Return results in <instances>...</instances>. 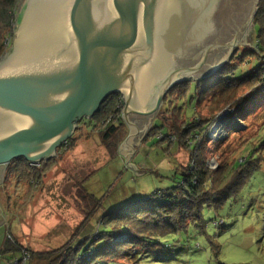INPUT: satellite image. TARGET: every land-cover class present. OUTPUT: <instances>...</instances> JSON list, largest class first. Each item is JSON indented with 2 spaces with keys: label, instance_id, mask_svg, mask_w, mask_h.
<instances>
[{
  "label": "water",
  "instance_id": "95a60500",
  "mask_svg": "<svg viewBox=\"0 0 264 264\" xmlns=\"http://www.w3.org/2000/svg\"><path fill=\"white\" fill-rule=\"evenodd\" d=\"M259 2L23 0L0 59V167L55 159L119 94L129 129L120 152L137 171L129 160L165 97L230 60ZM135 117L150 119L140 128Z\"/></svg>",
  "mask_w": 264,
  "mask_h": 264
},
{
  "label": "trees",
  "instance_id": "16d2710c",
  "mask_svg": "<svg viewBox=\"0 0 264 264\" xmlns=\"http://www.w3.org/2000/svg\"><path fill=\"white\" fill-rule=\"evenodd\" d=\"M22 1L0 0V59L11 48ZM253 29L254 43L236 48L231 59L215 74L178 84L165 97L161 119L153 125L154 136L147 134L144 141L153 136L164 151L168 147L166 152L170 156L175 145L190 155L188 165L177 166L171 177L172 187L159 189L146 199L114 206L109 191L97 196L86 188L90 176L78 190L84 204V219L66 244L51 251L32 252L16 242H7L6 251L16 256L18 262L30 254L32 261L26 264H131L147 257H165L169 240L177 241L184 236L189 239L194 232L219 253L220 247L208 234L205 214L219 213L233 203L260 171L264 157L256 159L253 154L235 157L210 170L206 144L212 140L208 132L226 110H230V118L239 117L246 124L248 115L264 103V0L259 2ZM190 103L194 106L191 117L185 111ZM204 105L207 111L203 116L198 109ZM123 108L121 95H113L92 120L81 123L99 131L111 161L121 157L119 149L129 133L122 118ZM76 142V137H72L69 146L62 148L68 146L67 152L74 150ZM51 161L33 169L24 159L14 160L5 178L9 180L23 171L29 180L32 176L41 179L40 170L49 168ZM25 250L27 253H22ZM6 251L1 254L6 255Z\"/></svg>",
  "mask_w": 264,
  "mask_h": 264
},
{
  "label": "rangeland",
  "instance_id": "374dc122",
  "mask_svg": "<svg viewBox=\"0 0 264 264\" xmlns=\"http://www.w3.org/2000/svg\"><path fill=\"white\" fill-rule=\"evenodd\" d=\"M253 30L251 21L236 48L254 43ZM206 106L198 109L203 116ZM193 108L192 103L186 105L185 111L190 117ZM161 109L151 119V126L139 146L134 147L136 151L129 160L138 172L129 168L120 151L121 157L111 161L99 131L84 124H80L73 135L77 140L75 149L67 152L68 144L60 148L50 167L40 170L41 179L32 176L29 180L22 171L6 180V171L0 169V215L4 219L0 225V264L24 262H18L16 256L6 251L7 242H16L32 252L51 251L66 244L84 219V204L78 190L90 176L86 188L97 196L109 191L114 206L146 199L159 189L172 187L171 177L177 166L188 165L190 155L186 149L178 150L175 145L170 156L167 146L164 151L162 146L156 145L153 125L161 119ZM226 111L208 132L212 140L206 144L209 145L206 157L210 170L218 169L235 157L248 154L256 159L264 157V103L248 115L250 124L248 120L243 123L239 117L230 118V110ZM223 121V128L219 129ZM259 128L262 130L257 133ZM147 134L153 136L144 141ZM261 163L260 171L233 203L219 213L205 214L208 234L220 247L219 253L204 237L191 232L189 239L184 236L177 241L169 240L165 257H147L131 264H264V159ZM41 164H31V167L35 169ZM20 173L22 176H18ZM5 251L6 255L1 254ZM25 259L31 262L32 256L29 254Z\"/></svg>",
  "mask_w": 264,
  "mask_h": 264
},
{
  "label": "flooded vegetation",
  "instance_id": "af4514ba",
  "mask_svg": "<svg viewBox=\"0 0 264 264\" xmlns=\"http://www.w3.org/2000/svg\"><path fill=\"white\" fill-rule=\"evenodd\" d=\"M228 4H229V3H228ZM230 5H231V4H230ZM224 9H227V11H228L229 6H228V7H225ZM237 33H238V32H237ZM154 117H155V116H154ZM149 119H150L149 117H135V118H133V120L139 125L140 128L146 126L147 123H148L147 120H149ZM62 149H63V148H62ZM58 151H59V150H58ZM58 154H59V152H58ZM8 168H9V167H8ZM8 168H7V169H5V168H0V169H3L4 171H7Z\"/></svg>",
  "mask_w": 264,
  "mask_h": 264
},
{
  "label": "built area",
  "instance_id": "2783aa9c",
  "mask_svg": "<svg viewBox=\"0 0 264 264\" xmlns=\"http://www.w3.org/2000/svg\"><path fill=\"white\" fill-rule=\"evenodd\" d=\"M67 144V143H66ZM65 144V145H66ZM25 258H29V256H25L24 258H23V260H24V262H23V264H26L28 261H25L26 259Z\"/></svg>",
  "mask_w": 264,
  "mask_h": 264
},
{
  "label": "bare ground",
  "instance_id": "6f19581e",
  "mask_svg": "<svg viewBox=\"0 0 264 264\" xmlns=\"http://www.w3.org/2000/svg\"><path fill=\"white\" fill-rule=\"evenodd\" d=\"M223 124H224V121L221 123V125L219 126V129H222L223 127Z\"/></svg>",
  "mask_w": 264,
  "mask_h": 264
},
{
  "label": "crops",
  "instance_id": "0c3cea01",
  "mask_svg": "<svg viewBox=\"0 0 264 264\" xmlns=\"http://www.w3.org/2000/svg\"><path fill=\"white\" fill-rule=\"evenodd\" d=\"M0 168H2V167H0Z\"/></svg>",
  "mask_w": 264,
  "mask_h": 264
}]
</instances>
